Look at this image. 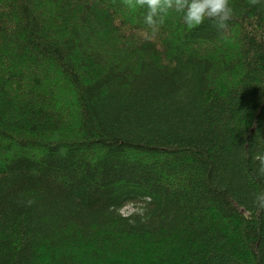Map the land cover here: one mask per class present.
<instances>
[{
	"label": "trees",
	"instance_id": "16d2710c",
	"mask_svg": "<svg viewBox=\"0 0 264 264\" xmlns=\"http://www.w3.org/2000/svg\"><path fill=\"white\" fill-rule=\"evenodd\" d=\"M231 3L153 36L124 0H0V264H264V0Z\"/></svg>",
	"mask_w": 264,
	"mask_h": 264
},
{
	"label": "clouds",
	"instance_id": "9594fccd",
	"mask_svg": "<svg viewBox=\"0 0 264 264\" xmlns=\"http://www.w3.org/2000/svg\"><path fill=\"white\" fill-rule=\"evenodd\" d=\"M124 3L132 9H147L145 23L153 36L158 34L170 10L182 13L183 23L189 29L199 27L206 20H210L214 22V27L223 30L234 15L231 0H124ZM249 3L255 6L260 4L261 0H249ZM258 174L264 176V160L260 162ZM256 204L264 208V194L256 196Z\"/></svg>",
	"mask_w": 264,
	"mask_h": 264
},
{
	"label": "rangeland",
	"instance_id": "374dc122",
	"mask_svg": "<svg viewBox=\"0 0 264 264\" xmlns=\"http://www.w3.org/2000/svg\"><path fill=\"white\" fill-rule=\"evenodd\" d=\"M134 210H135L134 206L133 205H129V206L125 207V209L123 210V212L125 214H127V213H130V212L134 211Z\"/></svg>",
	"mask_w": 264,
	"mask_h": 264
}]
</instances>
